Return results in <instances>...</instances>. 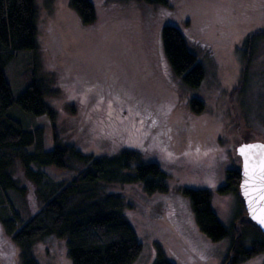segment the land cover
I'll return each instance as SVG.
<instances>
[{"label": "rangeland", "instance_id": "rangeland-1", "mask_svg": "<svg viewBox=\"0 0 264 264\" xmlns=\"http://www.w3.org/2000/svg\"><path fill=\"white\" fill-rule=\"evenodd\" d=\"M35 2L36 48L9 64L5 77L17 97L26 88L19 76L24 63L35 68L54 121L16 105L10 116L23 128H42L47 151L53 149L55 127L61 144L86 155L140 146L143 161L168 175L166 193L147 195L138 184L108 190L131 207L125 206L124 217L142 248L133 264H151L155 243L174 264H221L228 241L213 242L198 230L181 190L211 191L214 213L229 224L234 199L217 189L225 184L227 169L241 165L237 145L264 144V38L253 43L250 57L243 44L264 29V0H167V7L90 0L95 17L88 25L70 0ZM168 24L180 29L203 67L197 88L185 87L164 58L159 31ZM192 98L204 105L199 115L189 110ZM70 168L43 170L60 181L82 167ZM12 171L27 191L23 198L9 194L15 209L22 204L37 214L40 203L19 160ZM34 254L39 264H71L64 238L42 239ZM19 263V250L0 224V264ZM243 264H264V254Z\"/></svg>", "mask_w": 264, "mask_h": 264}, {"label": "trees", "instance_id": "trees-1", "mask_svg": "<svg viewBox=\"0 0 264 264\" xmlns=\"http://www.w3.org/2000/svg\"><path fill=\"white\" fill-rule=\"evenodd\" d=\"M132 1L167 7V0ZM70 8L83 25L94 22L95 10L90 0H70ZM36 17L35 0H0V224L19 250V264H39L35 245L53 236L65 239L71 264H133L142 250L140 242L124 217L127 204L120 194L108 190L114 184H138L147 195L166 193L168 175L157 164L143 161L140 146L111 154L86 155L70 144H61L55 127L53 149L47 151L42 128H23L20 121L10 116L16 105L25 114L48 116L53 125L54 113L45 102L47 91L36 77L35 68L24 63L26 69L19 76L26 88L17 97L12 96L5 77L8 65L22 52L35 50ZM161 27L160 44L170 69L188 89L199 87L204 78L203 67L189 51L182 32L170 24ZM263 38L264 29L244 40L249 57L253 43ZM203 107L198 99L189 102V110L197 115ZM17 160L40 203L37 214L30 215L22 204L15 209L9 198V194L23 198L27 193L26 187L13 176L12 167ZM72 164L82 168L67 180L49 179L43 170L49 166L70 170ZM225 181L217 192L234 199L228 225L221 223L214 213L211 191L186 187L181 193L189 199L198 230L213 242L228 241L227 255L221 264H243L263 256L264 234L245 210L239 191V167L227 169ZM153 248L151 264H174L159 244L155 243Z\"/></svg>", "mask_w": 264, "mask_h": 264}, {"label": "water", "instance_id": "water-1", "mask_svg": "<svg viewBox=\"0 0 264 264\" xmlns=\"http://www.w3.org/2000/svg\"><path fill=\"white\" fill-rule=\"evenodd\" d=\"M253 145L255 147L247 150L244 155L240 154V148ZM236 155L241 159L240 170V185L239 191L242 200L245 203L250 221L254 222L259 230L264 234V225L258 222L256 217L261 216V209L264 208V144H240L237 145ZM248 195H245V193ZM252 209H255L253 213Z\"/></svg>", "mask_w": 264, "mask_h": 264}, {"label": "snow or ice", "instance_id": "snow-or-ice-1", "mask_svg": "<svg viewBox=\"0 0 264 264\" xmlns=\"http://www.w3.org/2000/svg\"><path fill=\"white\" fill-rule=\"evenodd\" d=\"M255 146L253 145H248L246 147H241L240 148V154L241 155H244L245 152L247 150H250L251 148H253ZM245 195H248V193L246 192ZM261 199H264V196H261ZM253 213H255V209H252ZM254 219H258V222L261 224V225H264V208L261 209V216L260 217H256L255 215L253 216Z\"/></svg>", "mask_w": 264, "mask_h": 264}]
</instances>
